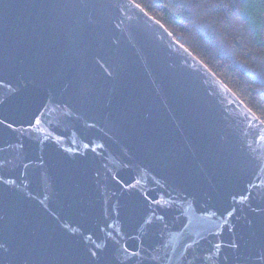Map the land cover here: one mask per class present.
I'll return each mask as SVG.
<instances>
[{
    "label": "water",
    "instance_id": "1",
    "mask_svg": "<svg viewBox=\"0 0 264 264\" xmlns=\"http://www.w3.org/2000/svg\"><path fill=\"white\" fill-rule=\"evenodd\" d=\"M0 264H264V124L131 0H0Z\"/></svg>",
    "mask_w": 264,
    "mask_h": 264
},
{
    "label": "trees",
    "instance_id": "2",
    "mask_svg": "<svg viewBox=\"0 0 264 264\" xmlns=\"http://www.w3.org/2000/svg\"><path fill=\"white\" fill-rule=\"evenodd\" d=\"M264 124V0H131Z\"/></svg>",
    "mask_w": 264,
    "mask_h": 264
}]
</instances>
